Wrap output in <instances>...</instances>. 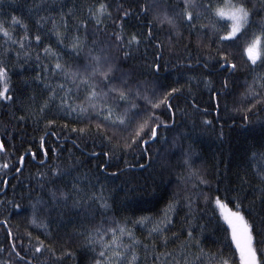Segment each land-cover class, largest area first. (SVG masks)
Listing matches in <instances>:
<instances>
[{"label":"trees","instance_id":"16d2710c","mask_svg":"<svg viewBox=\"0 0 264 264\" xmlns=\"http://www.w3.org/2000/svg\"><path fill=\"white\" fill-rule=\"evenodd\" d=\"M228 1L235 37L222 0H0V264H240L216 200L264 264V0Z\"/></svg>","mask_w":264,"mask_h":264},{"label":"rangeland","instance_id":"374dc122","mask_svg":"<svg viewBox=\"0 0 264 264\" xmlns=\"http://www.w3.org/2000/svg\"><path fill=\"white\" fill-rule=\"evenodd\" d=\"M222 2L224 5L219 7L216 12L219 13L221 17L227 19L230 22V36H235L246 24V13L240 6L232 4L228 0H222ZM164 39L167 46L171 45L170 39H167V37H164ZM252 41V43L246 45L243 48V51L250 60L255 61L257 60L256 57L260 53V45L257 37H255ZM146 118L147 115H145L142 120L140 119L141 122L146 123ZM216 206L223 219L228 224L233 242L240 252L242 258L240 264H261L262 260H260L257 256L256 250L252 244V237L249 227L243 216L239 212L231 209L228 205L218 202V200H216ZM189 241L191 245H193L191 240ZM187 246L188 245H186V247ZM181 255L184 254L182 252L180 254L178 253V256H176L173 261L181 260ZM184 256L189 257L188 255ZM169 260L171 261V259Z\"/></svg>","mask_w":264,"mask_h":264},{"label":"water","instance_id":"95a60500","mask_svg":"<svg viewBox=\"0 0 264 264\" xmlns=\"http://www.w3.org/2000/svg\"><path fill=\"white\" fill-rule=\"evenodd\" d=\"M225 66H227V64L223 65L222 68L225 67ZM152 140H153V138H152Z\"/></svg>","mask_w":264,"mask_h":264}]
</instances>
